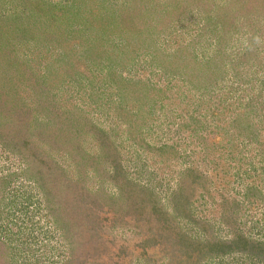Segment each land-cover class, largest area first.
Listing matches in <instances>:
<instances>
[{"label":"rangeland","instance_id":"obj_1","mask_svg":"<svg viewBox=\"0 0 264 264\" xmlns=\"http://www.w3.org/2000/svg\"><path fill=\"white\" fill-rule=\"evenodd\" d=\"M0 264H264V0H0Z\"/></svg>","mask_w":264,"mask_h":264}]
</instances>
